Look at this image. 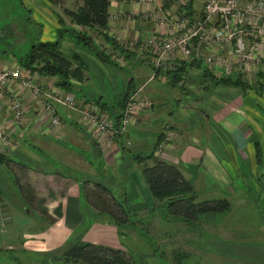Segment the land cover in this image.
Returning a JSON list of instances; mask_svg holds the SVG:
<instances>
[{
	"label": "crops",
	"instance_id": "obj_1",
	"mask_svg": "<svg viewBox=\"0 0 264 264\" xmlns=\"http://www.w3.org/2000/svg\"><path fill=\"white\" fill-rule=\"evenodd\" d=\"M203 1L189 0L185 8L190 17L201 14ZM63 5L76 12L83 0H64ZM181 11L176 0H109L106 33L124 47L121 54L50 0H0V70L19 67L23 77L36 75L43 90L57 86L56 77L30 73L22 65L34 44L56 41L63 28L75 29L86 32L99 48L123 61L118 66L106 64L69 33L60 38L62 56L73 67L82 69L81 78L72 80L78 108L94 103L105 109L109 118L116 119L124 107L123 97L142 85L143 95L152 100L149 108L136 115L125 135L117 136L110 147H102L77 108L55 104L61 120V128L55 129L41 106L29 101V91L18 80L11 81L0 100V126L10 138L8 146H0V248L15 249L12 244L4 246L8 238H15L19 243L17 255L26 256L34 250L50 253L81 232L82 241L124 248L119 235L128 223H116L110 215L97 211L87 201L85 190L93 182H100L119 201L127 187L129 197L140 194L145 202L146 198L150 200L139 161L151 155L147 165H152L154 159L164 160L177 166L186 180L203 183L211 195L204 200L228 201L229 208L221 212L223 219L192 223L207 229L206 235L197 231L198 241H208L212 253L217 249L218 254L264 264V76L257 72L243 86L216 84L210 73H228L220 69L210 72L212 68L199 59L185 70L190 71L189 76L201 78L202 83L192 86L194 89L185 87L189 76H182L176 84L171 81L172 73L168 71L180 66L175 63L173 69H159L148 80L153 68L143 58L141 45L154 35L170 36L172 19ZM125 54L130 55L125 58ZM10 95L25 103L20 120L5 104ZM167 131L174 133V148H164L158 156L154 149L163 142ZM28 187L33 189L32 200L27 197ZM40 198L41 204L37 201ZM235 202L245 210L256 207L260 217L256 216L257 222L250 223L247 213L235 217L239 221H231L230 209ZM13 211L23 222L18 230H8L15 216ZM243 225L247 231L256 232L247 240L232 241V232ZM216 242H237L234 246L243 247L237 248L238 255L231 247L217 248ZM250 244H259L260 248Z\"/></svg>",
	"mask_w": 264,
	"mask_h": 264
},
{
	"label": "built area",
	"instance_id": "obj_2",
	"mask_svg": "<svg viewBox=\"0 0 264 264\" xmlns=\"http://www.w3.org/2000/svg\"><path fill=\"white\" fill-rule=\"evenodd\" d=\"M176 1L182 11L172 19L173 33L168 37L151 36L141 45L143 58L149 60L153 68L148 80L153 79L159 69H173V63L191 64L199 59L214 70L220 69L228 74L234 70L241 74V79L252 72L253 67L257 68L258 73L264 74V0H245L244 4L240 0H204L198 17H190L187 13L185 7L189 0ZM213 46L218 50L209 53ZM205 50L206 53L203 52ZM113 59L118 64L123 63L118 56ZM13 80H18L29 91V101L41 106L55 129L61 128L55 104L77 108L82 121L91 128L93 137L102 147H110L117 136L125 135L135 123L136 115L152 105L151 99L143 95L142 85L128 93L117 120L111 119L105 109L94 103L78 108L72 91L59 86L43 90L36 81V75L23 77L19 67L0 70V100ZM5 104L15 119L22 118L24 102L10 95ZM9 144V133L0 126V146L6 147Z\"/></svg>",
	"mask_w": 264,
	"mask_h": 264
},
{
	"label": "trees",
	"instance_id": "obj_3",
	"mask_svg": "<svg viewBox=\"0 0 264 264\" xmlns=\"http://www.w3.org/2000/svg\"><path fill=\"white\" fill-rule=\"evenodd\" d=\"M50 1L58 6L61 3L60 0ZM108 6L109 0H83L82 7L76 12L64 8L63 11L71 16L77 24L89 27L95 35L100 36L107 42L113 51L123 54L124 47L106 33L109 16ZM59 21H61V18H59ZM65 33H69L78 44L86 47L102 62L118 66V63L112 58V54L99 48L92 36L86 32L69 28L59 30L57 40L54 42L34 44L22 66L30 73L54 76L56 77L55 84L57 86L72 91V88H74L72 80L81 78L82 69L79 66L73 67L71 61L65 59L58 48L59 40ZM129 55L125 54L124 57L126 58ZM191 64L181 62L178 68L168 71L172 73L171 81L174 84L178 83L181 77L186 74V66ZM262 75L264 76V74ZM210 76L216 84L237 86L245 84L241 80V74L236 72L220 76L210 73ZM127 98L128 94L123 97L124 105ZM148 158H151V155L142 156L139 161V163L142 162L141 168L144 180L154 198L165 200L170 215L193 223L198 221L201 215L221 213L228 209V204L225 202H221L222 205H219L215 200L196 201L195 196L190 193L189 182L177 166L159 159H154L152 165H147L145 161ZM19 164L26 167L22 163ZM85 183H89V181H85ZM27 194L28 199L35 198L30 187L27 188ZM85 197L89 204L97 208L100 213L110 215L116 223L125 224L129 222V212L125 205L112 194L106 185L93 182L92 187H87L85 190ZM76 236V239L69 240L66 245L60 248L62 252L56 255V258L63 264H135L131 256L130 259L125 256L123 249L82 241L78 234ZM231 249L236 250L237 248L232 245Z\"/></svg>",
	"mask_w": 264,
	"mask_h": 264
},
{
	"label": "rangeland",
	"instance_id": "obj_4",
	"mask_svg": "<svg viewBox=\"0 0 264 264\" xmlns=\"http://www.w3.org/2000/svg\"><path fill=\"white\" fill-rule=\"evenodd\" d=\"M16 1V0H15ZM59 8H64V0H60ZM242 4L245 3V0H240ZM250 42V40H247ZM207 52V51H203ZM216 52L215 46L209 49V53ZM226 54V52H225ZM227 56V54L225 55ZM218 71V70H217ZM210 72H215L212 69ZM234 72V70H233ZM258 72L257 68L252 69V72H248L243 79L244 82L250 81V76H255ZM190 75V71L186 73L184 76L188 77ZM188 82L185 83V87L188 89H194L200 85L201 78L196 77L194 74L188 77ZM246 78V79H245ZM248 79V80H247ZM255 79V78H254ZM254 83V82H252ZM184 87V86H183ZM152 101V100H151ZM170 134V135H169ZM173 132L167 131L165 132V139L163 140L161 146L160 144L156 145L154 149V154L161 155L163 149H172L173 146ZM141 160V157H140ZM147 161V160H146ZM145 161V162H146ZM142 163V162H141ZM190 184V193L195 196L196 201H203L204 199H210L211 195L205 185L201 182H196L193 184L191 181L187 180ZM254 183V182H253ZM254 185V184H253ZM255 187V186H254ZM148 188V186H147ZM127 188L122 190V193L119 195V199L125 205L127 211L129 212V222L122 229L124 233H120L119 240L120 243L124 246L123 249L124 254L127 258L135 262V264H260L259 260H256L254 263L244 262L242 259L238 257H234L233 255L226 254H218V250L216 249V253H212L209 249V243L203 242L202 238H199L198 241L197 231H200V234H204L206 228L201 227L203 224L199 226H192V223L184 221L181 218L174 217L168 213L165 200L156 199L153 195L150 194L149 198H146V202L143 200V195H128ZM33 190V189H32ZM149 190V188H148ZM190 194V195H191ZM216 202L221 204V202L229 203L226 199L217 198L214 199ZM38 203H42V199H37ZM213 201V200H212ZM146 204V207H142L141 205ZM240 203L235 202V204L230 209L229 219L232 220H240L235 219L242 213H247V218L250 220V223L257 222L256 216L259 217V212L256 207H245L240 206ZM132 205V206H131ZM222 205V204H221ZM37 208V207H32ZM40 211L43 207H38ZM95 208V207H94ZM97 211L98 209L95 208ZM248 211V212H247ZM1 212V207H0ZM15 215L12 220V225L8 230L14 229L18 230L17 226H21L23 222H21V218L19 213L13 211ZM219 215V216H218ZM254 215V216H253ZM223 213H207L201 215L199 220H215V219H223ZM1 218V216H0ZM255 219V221H253ZM7 223V222H6ZM257 224V223H256ZM247 227L243 225L241 228H236V231L232 232V241L236 240H247L249 238V234H253L256 232V229L252 231H247ZM118 233V232H117ZM234 233V234H233ZM84 235L81 232L82 236ZM206 235V232L205 234ZM202 237V236H201ZM252 237V236H251ZM230 241L228 240V243ZM15 246V249L10 247L8 248H0V264H63L60 262L56 255L60 254L62 250L58 249L53 253H43L41 250H34L32 253H28L26 256L20 253H16V248H18V240L8 238L7 244L4 246ZM236 243L231 244H220L215 243L214 246L217 248L221 247V250H224L227 247L234 246ZM251 246L259 247V244H250ZM3 246V245H2ZM26 246L30 248L36 247L32 246V244H26ZM250 246V247H251ZM236 248H242L243 246H235ZM41 248V246H39ZM237 250V249H236ZM235 251V250H234ZM233 253L237 254L238 251ZM36 252V253H35ZM56 253V254H54ZM24 257V258H23Z\"/></svg>",
	"mask_w": 264,
	"mask_h": 264
}]
</instances>
